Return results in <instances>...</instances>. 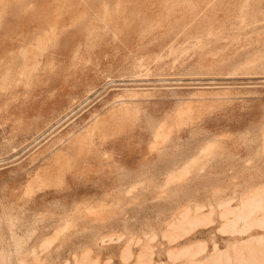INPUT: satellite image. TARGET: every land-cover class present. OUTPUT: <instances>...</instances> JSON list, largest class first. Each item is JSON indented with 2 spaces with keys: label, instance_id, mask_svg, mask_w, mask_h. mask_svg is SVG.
Listing matches in <instances>:
<instances>
[{
  "label": "rangeland",
  "instance_id": "rangeland-1",
  "mask_svg": "<svg viewBox=\"0 0 264 264\" xmlns=\"http://www.w3.org/2000/svg\"><path fill=\"white\" fill-rule=\"evenodd\" d=\"M0 264H264V0H0Z\"/></svg>",
  "mask_w": 264,
  "mask_h": 264
}]
</instances>
